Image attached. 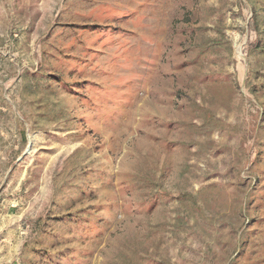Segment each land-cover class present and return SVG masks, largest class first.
Masks as SVG:
<instances>
[{"label":"rangeland","instance_id":"374dc122","mask_svg":"<svg viewBox=\"0 0 264 264\" xmlns=\"http://www.w3.org/2000/svg\"><path fill=\"white\" fill-rule=\"evenodd\" d=\"M0 264H264V0H0Z\"/></svg>","mask_w":264,"mask_h":264}]
</instances>
